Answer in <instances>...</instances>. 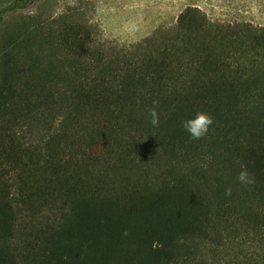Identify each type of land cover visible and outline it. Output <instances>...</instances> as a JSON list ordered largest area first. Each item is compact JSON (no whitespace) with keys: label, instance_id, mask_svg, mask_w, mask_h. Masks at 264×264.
I'll use <instances>...</instances> for the list:
<instances>
[{"label":"trees","instance_id":"obj_1","mask_svg":"<svg viewBox=\"0 0 264 264\" xmlns=\"http://www.w3.org/2000/svg\"><path fill=\"white\" fill-rule=\"evenodd\" d=\"M35 1L0 0V264H264V36L187 7L123 44L84 0L5 24Z\"/></svg>","mask_w":264,"mask_h":264},{"label":"rangeland","instance_id":"obj_2","mask_svg":"<svg viewBox=\"0 0 264 264\" xmlns=\"http://www.w3.org/2000/svg\"><path fill=\"white\" fill-rule=\"evenodd\" d=\"M83 0H36L25 10L8 14L5 24L16 25L21 15H57ZM85 18L97 25L111 41L135 44L151 37L157 30L177 24L187 7H197L208 18L236 27L246 25L248 37L258 42L264 36V0H84ZM4 24V26H5Z\"/></svg>","mask_w":264,"mask_h":264},{"label":"clouds","instance_id":"obj_3","mask_svg":"<svg viewBox=\"0 0 264 264\" xmlns=\"http://www.w3.org/2000/svg\"><path fill=\"white\" fill-rule=\"evenodd\" d=\"M153 104H158V101H153ZM151 123L153 126L159 125V116L156 111V108L153 107L150 111ZM213 124V117L205 112L198 111L194 116L184 120L182 122V127L189 133L193 139L203 138L209 131L210 126ZM238 180L241 184H248L249 174L247 170H242L239 173ZM226 195H231V188L229 187L225 191Z\"/></svg>","mask_w":264,"mask_h":264}]
</instances>
